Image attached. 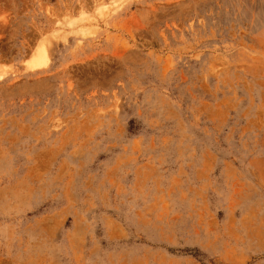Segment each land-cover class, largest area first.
Wrapping results in <instances>:
<instances>
[{"label":"rangeland","instance_id":"374dc122","mask_svg":"<svg viewBox=\"0 0 264 264\" xmlns=\"http://www.w3.org/2000/svg\"><path fill=\"white\" fill-rule=\"evenodd\" d=\"M0 264H264V0H0Z\"/></svg>","mask_w":264,"mask_h":264},{"label":"bare ground","instance_id":"6f19581e","mask_svg":"<svg viewBox=\"0 0 264 264\" xmlns=\"http://www.w3.org/2000/svg\"><path fill=\"white\" fill-rule=\"evenodd\" d=\"M42 51H43L44 53H46V50H45V48H43V49H42Z\"/></svg>","mask_w":264,"mask_h":264}]
</instances>
